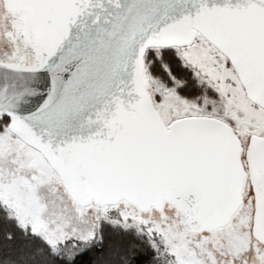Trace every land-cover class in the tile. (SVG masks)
<instances>
[{
  "label": "snow or ice",
  "instance_id": "obj_1",
  "mask_svg": "<svg viewBox=\"0 0 264 264\" xmlns=\"http://www.w3.org/2000/svg\"><path fill=\"white\" fill-rule=\"evenodd\" d=\"M0 264H264V0H0Z\"/></svg>",
  "mask_w": 264,
  "mask_h": 264
}]
</instances>
